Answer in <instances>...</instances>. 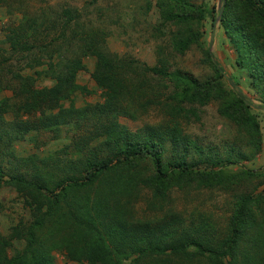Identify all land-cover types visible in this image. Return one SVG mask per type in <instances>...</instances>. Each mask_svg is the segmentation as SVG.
I'll return each mask as SVG.
<instances>
[{
    "label": "trees",
    "instance_id": "16d2710c",
    "mask_svg": "<svg viewBox=\"0 0 264 264\" xmlns=\"http://www.w3.org/2000/svg\"><path fill=\"white\" fill-rule=\"evenodd\" d=\"M62 14L61 22L45 15H23L5 33L9 56L22 54L30 68L36 64L40 69L33 70L34 76L18 71L6 78L0 67V90L12 93L0 99V188L12 187L31 216L30 221L11 227V235L0 234V264H57L55 251L96 264H264L260 253L264 251L244 249L250 241L252 249L254 211L260 210L259 200L250 195L238 198L227 233L219 240L188 228L175 214L133 219L124 207L137 187L149 189L150 200L160 202L174 186L228 184L234 176L224 164L245 157L240 151L237 157L225 158L210 153L183 134L177 122L146 125L133 132L118 121L128 114L132 100L159 101L160 88L167 91L164 102L171 114L185 112L184 103L216 101L219 114L249 136L251 154L259 150L252 104L202 45L201 5L165 0L161 17L172 27L170 43L175 52L184 54L194 45L202 49L215 73L203 80L180 68L170 70L161 55L154 66L122 58L108 51L103 37L95 33L78 36L71 30L68 36L79 14L70 8ZM210 18L226 34L236 64L246 70L264 108V0H222L218 9L212 7ZM58 28L61 35L48 39L49 32ZM88 54L95 56L91 76L104 100L76 106L75 93L85 89L77 83V75ZM39 78L52 83L38 87ZM8 113L11 119L6 118ZM22 114L28 117L22 119ZM94 118L92 135H83V121ZM64 127L74 135L59 152L41 158L16 155L14 141L36 142L31 132L60 137ZM95 140L98 144L93 146ZM96 190L98 194L92 195ZM13 238L22 240L23 247L10 255Z\"/></svg>",
    "mask_w": 264,
    "mask_h": 264
},
{
    "label": "rangeland",
    "instance_id": "374dc122",
    "mask_svg": "<svg viewBox=\"0 0 264 264\" xmlns=\"http://www.w3.org/2000/svg\"><path fill=\"white\" fill-rule=\"evenodd\" d=\"M162 1L165 0H0V67L4 70L3 74L6 78H10L12 74L21 71L34 76L33 70L40 69L36 64L35 68H30L31 62L28 59H21L22 54L9 56L11 54L8 51L9 45L5 42L8 25L17 23L23 15L33 17L45 15L61 22L65 18L63 11L70 8L76 10L79 20L77 25L73 23V26L67 30L68 36L71 35V30L78 32V36L95 33L103 37V43L108 51L117 53L122 58H135L149 66H154L157 65L161 55L168 61L170 70L180 68L201 80L212 77L215 74L214 70L199 46H192L184 54L172 49L170 43L172 27L164 23L161 17ZM189 1L200 4L205 13L202 20V45L209 49L211 55L222 66L224 73L252 104L251 113L255 115L258 123L259 150L251 154L253 147L250 145L249 136L219 114L216 101L204 105L184 103L185 112L171 114L164 102L167 91L160 88L163 100L162 97L159 101L145 98L132 100L129 102L128 114L120 115L118 121L133 132L143 129L146 125L177 122L183 134L206 150H211L210 153L225 158L237 157L235 153L240 151L245 157L237 162L224 164V169L234 176L228 184L210 187L196 183L174 186L160 202L150 200L149 189L137 187L134 194L126 198L128 202L124 207L133 219L148 220L175 214L188 228L202 230L212 240H219L227 233L229 217L238 198L242 195H250L259 200L260 210L258 208L254 211L256 224L250 233L253 235L252 249H250L251 241L247 245L244 244V249L250 252L264 251V108L259 102L258 94L252 87L246 70L236 64V53L228 42L226 34L218 22L215 21L213 24L210 18L212 7L218 9L222 0ZM60 35L58 28L49 32L48 39ZM68 56H71V53ZM82 60L85 67L78 72L77 83L85 89L75 93L76 106L103 102L102 89L91 76L95 56L88 54L83 56ZM224 81L229 87L232 86L226 78ZM51 83L48 78H39L36 86L51 85ZM156 91L154 88L155 94ZM11 95L9 89L0 90V99ZM68 103L65 101V106ZM27 117V114H22L21 118ZM6 118L11 119L12 114H6ZM94 121L96 118L93 121H83V135H92ZM72 134L74 135L70 130H66V127L61 136L56 138L50 132L40 134L31 132L30 135L38 138L36 142L29 139L16 140L12 145L18 156L47 157L49 153L59 152L62 145L70 141ZM96 142L98 140L92 142V145L96 146L98 144ZM6 165L8 167L7 162ZM243 171H249L250 174L246 175ZM97 194L96 190L92 195ZM30 219V212L23 198L12 187H1L0 234L7 237L11 235V227L28 222ZM12 243V247L8 250L10 255L23 247L22 240L13 238ZM54 258L57 264H96L89 260L69 259L59 251L54 252Z\"/></svg>",
    "mask_w": 264,
    "mask_h": 264
}]
</instances>
